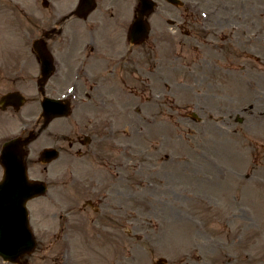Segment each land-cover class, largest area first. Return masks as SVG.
Masks as SVG:
<instances>
[{
	"label": "rangeland",
	"instance_id": "1",
	"mask_svg": "<svg viewBox=\"0 0 264 264\" xmlns=\"http://www.w3.org/2000/svg\"><path fill=\"white\" fill-rule=\"evenodd\" d=\"M37 1L30 6L32 12L40 9ZM236 2L231 40L236 69L230 82L202 73L199 64L191 68L197 76L184 66L199 52L210 59L201 61L202 65L211 66L219 53L228 56L230 40H190L191 45L182 46L175 39L173 53L179 57L173 67H166L164 41L152 51L150 35L139 48L144 82L134 86L142 89V102L137 96L132 104L141 111L122 119L113 116L115 131L108 139L111 160L125 156L129 162L125 171L112 167L125 177L118 180L123 210L111 200L104 212L90 207L80 210L93 182L86 183L91 168H76L80 182L75 190L70 180L73 168L56 164L52 170L60 179L59 187L28 204L35 236L49 230L51 240L49 246L37 244L29 257L32 264H154L160 257L167 259L164 264H264V0ZM66 4L58 0L59 8ZM122 12L126 16L111 8L107 17L129 22L132 9L122 8ZM16 42L15 34L8 36L0 48H15ZM153 56L155 62L159 58L155 77L147 71L155 66ZM162 72L173 78L172 87L170 82L163 86ZM185 77H192L190 88L179 83ZM152 78L156 83L148 81ZM33 87L28 97L37 99ZM150 91L155 101L147 100ZM118 92L120 101L108 95L110 111L118 109L120 102L124 109L125 91L119 88ZM32 103L25 105H36V114L38 104ZM191 109L199 120L192 119ZM85 112L93 116L106 113L96 105ZM24 119L17 114L16 119L0 124V141L20 133ZM37 143H33L36 150ZM124 144L131 150L118 156V146ZM92 170L103 186L104 173ZM73 198L79 201L76 211ZM63 242L68 244L65 257L61 256Z\"/></svg>",
	"mask_w": 264,
	"mask_h": 264
},
{
	"label": "flooded vegetation",
	"instance_id": "2",
	"mask_svg": "<svg viewBox=\"0 0 264 264\" xmlns=\"http://www.w3.org/2000/svg\"><path fill=\"white\" fill-rule=\"evenodd\" d=\"M154 1V19L149 24L153 28L149 46L154 51L160 40L165 42L167 47L165 56L168 61L166 67H173L178 58V55L173 53L175 39L181 40L182 46L191 45L190 40H230L227 45L232 48L228 56L219 53L211 66L202 65L201 61L205 63L209 62V59L201 52L188 58V62L184 65L190 75L196 74L191 68L195 66L194 64H199L203 68L202 73L207 71L222 77L225 81L230 80L235 59L231 40L234 36V16H236L234 6L237 0H181V3L170 0ZM74 2L77 4L78 0ZM94 4L92 16L86 18L75 16L77 21L63 29L66 20L69 19L68 16L63 18L55 16L46 18L44 14L35 16L30 10V0H0V37H14V34L17 37L15 48H0V100L8 93L19 92L29 96V88L39 85L42 76L40 63L37 54L29 47V40L33 37L42 39L53 55L55 67L45 82V88L50 91L58 90L55 94L63 92L66 88L70 89V93H66V98L71 103L73 117L57 118L34 134L31 141H37V146L41 150L54 147L57 150V158L47 162L48 157H41L39 153L41 150L36 151V147L28 146L25 158L27 168L31 174L38 175L32 178L45 181L47 189H54L60 183V179L52 170L56 163H61L68 170L73 168L71 180L75 190L78 183V177L75 175L77 166L87 165L104 172L105 181L100 190V186H97L98 180L94 179L95 172H92V176L88 179L93 181L88 188L89 197L85 198L89 207L104 212L107 210L105 200L108 199L115 205L123 207L122 199L119 197L118 180L125 178L119 171L124 169L125 156L122 159L118 157L116 161L111 160L108 149L111 128V113L109 114L106 103L110 98L108 89L131 86H133L131 89L135 88L136 82L141 80L143 68L139 48L146 40L140 45L132 44L122 32L123 29L125 30V22H118L111 15L107 17L108 10L115 7L133 8L135 12L140 6L139 0H94ZM53 7L55 6L51 8ZM79 20L86 22L83 24ZM30 53L35 61L33 64ZM158 59L157 56L155 66L147 71L150 73L158 71ZM35 65L37 67L31 69ZM161 74L165 83L168 85L170 82L172 86L173 78L164 75L163 72ZM188 78L191 80L192 77ZM26 95H24L25 103L36 101L40 103L38 98H30ZM11 101L17 100L11 99ZM13 104L8 105L6 101L4 103L0 101L1 120L8 121L15 116L17 110ZM92 105H96L106 113L93 116V113L85 112ZM34 112L33 107L27 106L26 118ZM42 122L41 118L37 121L40 124ZM48 125L51 127L49 128ZM123 152L119 150L118 156L124 155ZM32 153L35 155L32 156ZM112 167L120 169L114 171ZM96 194L100 197H95ZM108 195H112L119 202L115 203ZM92 198H97L99 201L95 204ZM76 205L77 199L73 198L72 208L74 209ZM41 237L40 243L43 246L51 244L47 234L45 236L43 233ZM21 259H24L21 261L22 264H31L28 257ZM0 264H2L1 260Z\"/></svg>",
	"mask_w": 264,
	"mask_h": 264
},
{
	"label": "water",
	"instance_id": "3",
	"mask_svg": "<svg viewBox=\"0 0 264 264\" xmlns=\"http://www.w3.org/2000/svg\"><path fill=\"white\" fill-rule=\"evenodd\" d=\"M91 10V7H83L82 9L80 8L79 10ZM152 11V7L148 6L144 9H141V12L139 15L143 16L142 14H149ZM141 16L138 18V20H141ZM143 23L144 21L141 20ZM131 29L132 34H137L143 37V35H146L147 33V26L143 25V29ZM44 50V49H43ZM41 56H46L44 52L39 51ZM47 65L45 69L47 71L50 69V60L46 61ZM45 108L50 110V105L46 103H43ZM22 148H21V142L19 139L10 141L6 147H4L2 151V156H1V163L4 167V175H3V181H2V187H0V192L4 193V191H8L9 186L15 182H17L16 179L20 178L21 181L20 183H27L26 176H25V167L23 164V158H22ZM9 198V197H6ZM21 199L15 198L12 199L13 205L17 206L18 212L14 215H7V214H0V238H3V240H6L8 243L11 241V234L13 232H19L25 236L26 239H28V242L26 243V246H23L20 248V251L18 254L24 253V252H29L33 249L34 247V240L31 237L30 231L27 227V219H26V212L24 210L23 203L27 199V197H20ZM0 201L4 204H6V199H0ZM21 201V202H20ZM10 202V201H9ZM6 207V209L9 207L0 205V208ZM4 245L0 246V252H6L9 248L6 246L5 242H0ZM7 258H10L9 260H15L12 259L14 258L13 255H8Z\"/></svg>",
	"mask_w": 264,
	"mask_h": 264
}]
</instances>
